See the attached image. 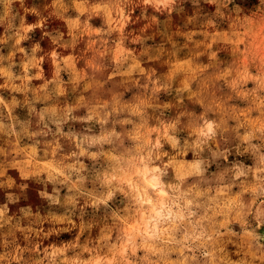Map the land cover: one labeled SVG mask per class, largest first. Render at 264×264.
<instances>
[{
	"label": "rangeland",
	"instance_id": "obj_1",
	"mask_svg": "<svg viewBox=\"0 0 264 264\" xmlns=\"http://www.w3.org/2000/svg\"><path fill=\"white\" fill-rule=\"evenodd\" d=\"M0 264H264V0H0Z\"/></svg>",
	"mask_w": 264,
	"mask_h": 264
},
{
	"label": "bare ground",
	"instance_id": "obj_2",
	"mask_svg": "<svg viewBox=\"0 0 264 264\" xmlns=\"http://www.w3.org/2000/svg\"><path fill=\"white\" fill-rule=\"evenodd\" d=\"M147 186L152 190V193L154 194V191L156 190V186L158 185L157 182L154 179H151L150 181L147 182ZM141 200L144 205L147 207L152 208L153 214L151 216V219H155V217L159 216L156 211H157V204L155 203V198L152 196V194H148L147 192L141 193Z\"/></svg>",
	"mask_w": 264,
	"mask_h": 264
}]
</instances>
